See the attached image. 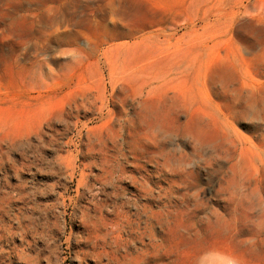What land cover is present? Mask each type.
<instances>
[{
    "label": "rangeland",
    "instance_id": "obj_1",
    "mask_svg": "<svg viewBox=\"0 0 264 264\" xmlns=\"http://www.w3.org/2000/svg\"><path fill=\"white\" fill-rule=\"evenodd\" d=\"M0 264H264V0H0Z\"/></svg>",
    "mask_w": 264,
    "mask_h": 264
},
{
    "label": "bare ground",
    "instance_id": "obj_2",
    "mask_svg": "<svg viewBox=\"0 0 264 264\" xmlns=\"http://www.w3.org/2000/svg\"><path fill=\"white\" fill-rule=\"evenodd\" d=\"M137 195H140L139 193H137ZM141 196V195H140ZM134 202H135V204H136V206H137V210H136V212L134 213V214H130V215H126V221H128L129 222V227H130V229H129V238L131 239V240H127V243H128V245L125 247V251L127 252V253H129V252H132L133 250H135L136 248H137V244H136V242L134 241L135 240V238H140V239H142V238H144V236H145V234L146 235H149V237H150V239L151 240H153V242H152V244L154 243V236H153V233L150 231V233H147V229L150 227H146V229L144 230V231H142L141 230V228H142V221L143 222H145L146 223V221L145 220H143V217H142V210H141V208L139 207V201H136V200H134ZM116 214L119 216V217H121V213L120 212H116ZM154 223V221H152L151 223H150V225L151 224H153ZM87 239V238H86ZM102 240V239H101ZM140 241V240H139ZM138 241V242H139ZM133 242H134V244H133ZM137 242V243H138ZM147 245V244H146ZM145 245V246H146ZM130 248H131V250H130ZM117 250H119V248L117 249ZM117 250H114L113 252H118ZM147 251V249H144L143 250V252H146ZM126 256V255H125ZM146 258L147 259H149L150 258V256L149 255H147L146 256ZM121 259V258H120ZM112 260V259H111ZM122 261V260H121Z\"/></svg>",
    "mask_w": 264,
    "mask_h": 264
}]
</instances>
